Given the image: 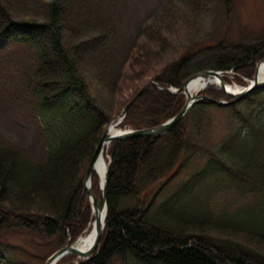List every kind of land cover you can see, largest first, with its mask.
Listing matches in <instances>:
<instances>
[{"label": "trees", "instance_id": "1", "mask_svg": "<svg viewBox=\"0 0 264 264\" xmlns=\"http://www.w3.org/2000/svg\"><path fill=\"white\" fill-rule=\"evenodd\" d=\"M31 2L33 12L25 17L0 0V50L17 43L28 49L26 87L39 118L42 155L34 160L0 141V234L56 237L62 246L93 220L85 180L105 128L146 85L129 100L116 96L141 37L149 51L175 42L172 19H185L180 2L199 11L205 1L168 0L127 51L113 1ZM197 31H188L180 47L167 45L173 54L152 78L158 85L139 95L122 126L152 127L177 114L186 95L160 86L180 87L196 72L234 69L254 77L264 36L204 43ZM202 95L169 132L112 141L106 228L97 251L78 264H128L130 257L144 264H264V86L241 99L215 87ZM214 109L228 110L231 120L216 141L208 136ZM214 176L209 192L232 198L217 211L214 194L198 197ZM93 187L98 194L95 172ZM21 252L17 243L0 240V264H22ZM74 256L59 264H76Z\"/></svg>", "mask_w": 264, "mask_h": 264}, {"label": "rangeland", "instance_id": "2", "mask_svg": "<svg viewBox=\"0 0 264 264\" xmlns=\"http://www.w3.org/2000/svg\"><path fill=\"white\" fill-rule=\"evenodd\" d=\"M7 1L13 5L19 14L25 17L33 12L32 8L34 4L31 0ZM111 1L113 2L111 3L110 10L118 22L119 42L127 51L139 36L143 25L149 22L150 16L168 0ZM204 1V7H201L199 11L187 9L188 7H185L180 2L185 19H172V28L178 32L173 37L175 42L172 41L169 45L165 42V44L171 46L170 48L180 47L178 44L185 40L186 36H189L188 31L192 32L193 27L198 29L197 33H200L199 35L204 43H217L222 40L247 43L264 36V0H231L228 5H226L225 0ZM197 16H199L197 19L193 18ZM145 39L142 36L139 41L141 50L139 52L137 49L134 50L132 58H128L126 74L120 81L118 93L116 94L120 99H131L143 85L154 81L152 78L158 73L162 67V63L173 54L172 49L166 48L167 45H165L166 47H157L150 51L145 49L143 45ZM122 52L125 53V51ZM29 60L28 49L20 43L0 50V141L23 148V151L29 158L36 160L42 155V140L39 131V118L26 87V78L31 69ZM259 63H257V66ZM229 71L225 77L229 84L244 86L248 85L249 81L253 79V77L244 76L234 69H230ZM239 79L244 81V83L240 82ZM201 81L203 82L204 79ZM208 85L218 88V84L216 83L210 82ZM211 116L213 121L208 136L212 141H216L226 133V130L229 128L230 119L228 117V110L222 109L212 110ZM122 128L125 129L127 127L122 126ZM108 148L106 149L105 156L109 162L110 155L107 153ZM189 171L191 170L187 169L183 172L186 174ZM96 175L99 183V192L96 194L94 187L93 191L99 197L100 179L97 173ZM182 176L183 174H180V176L170 183L169 187H174ZM215 178L216 176L209 178L206 194L200 193L198 197L214 194L212 205L217 211L224 206L225 201L232 198L226 195L225 192H214L213 194L209 192L216 182ZM93 181L94 173L92 185ZM236 202L238 205L243 204L242 199L236 200ZM0 240L13 241L25 250V252H21V256L23 257L22 264H45L54 252L69 243L68 240L62 246H59V241L56 237L19 235L13 231L2 232ZM68 256L70 255L65 256L57 264ZM78 259L77 255H75L71 261L77 263ZM114 264L124 263L120 260ZM128 264L144 263L134 257H130Z\"/></svg>", "mask_w": 264, "mask_h": 264}, {"label": "water", "instance_id": "3", "mask_svg": "<svg viewBox=\"0 0 264 264\" xmlns=\"http://www.w3.org/2000/svg\"><path fill=\"white\" fill-rule=\"evenodd\" d=\"M261 64H264V58L262 61L258 64L257 70L255 73V76L252 80L249 81V84L246 86H240V89H237L236 91L232 90L230 86L232 84H229L225 77L229 73V70H214V69H205L200 72H197L187 78L182 86L175 87V86H160L161 89H166L168 91L174 92V93H184L186 94V102L184 106L181 108V110L175 114L174 116L168 118L166 121L152 126V127H146V128H128V129H122L120 125L122 124L123 120L125 119L129 108L133 104V102L139 97V95L147 89L152 84H157L156 81H150L147 83L123 108L121 113L118 116V119H114L110 122V124L105 128L104 133L97 145V148L95 150V153L92 157V160L89 164L87 173H86V180H85V186L89 192L90 195V201L93 208L92 213V223H90L87 228L84 230V232L78 236L75 240H70L67 245L60 248L56 252H54L46 261L45 264H57L60 260H62L63 257H65L68 254H74L77 255L78 263H81L87 259H89L99 248L101 238L104 234V230L106 228V219L108 215V202H107V181H108V171L110 167V161L107 162V168H106V174H105V180L104 182L101 181L100 177V195L97 197L93 191V185H92V177L93 172L96 169V166L102 156L105 155L106 149L110 146L112 141L116 139H123V138H130V137H138V136H151V135H161L164 133L169 132L183 117L184 115L189 111V109L201 98L204 96L201 95V92L205 90L208 87V84H204L200 89H198L195 93H192L189 89V85L193 83L196 80H218L220 85L219 88H222L227 95L233 97V98H243L246 95H248L253 90L263 87L264 86V77L259 75V68ZM115 128L117 131L112 133V129ZM98 174V173H97ZM99 176V175H98ZM105 208V215L102 218V210ZM103 220V221H102ZM92 227V229H91ZM94 230L95 236L93 237V240L91 243L86 246L85 242L86 234L90 231ZM85 246V247H84Z\"/></svg>", "mask_w": 264, "mask_h": 264}, {"label": "bare ground", "instance_id": "4", "mask_svg": "<svg viewBox=\"0 0 264 264\" xmlns=\"http://www.w3.org/2000/svg\"><path fill=\"white\" fill-rule=\"evenodd\" d=\"M259 75L264 77V64H261L260 68H259ZM211 83H219L218 80H204L203 82L201 80H196L193 83H191L189 85V89L192 93H195L198 89H200L204 84H210ZM230 88L234 91H236L237 89H240V86L238 85H232L230 86ZM112 133H114L115 131H117V129L113 128L112 129ZM106 168H107V159L106 156H102L96 166L95 172L98 173L100 179L102 182H104L105 180V174H106ZM105 208L102 210V218L105 215ZM103 221V220H102ZM92 229V227H91ZM95 236V232L94 230H90L87 234H86V239L85 242H83V244L86 243V246H88L91 241L93 240V237ZM85 247V246H84Z\"/></svg>", "mask_w": 264, "mask_h": 264}]
</instances>
